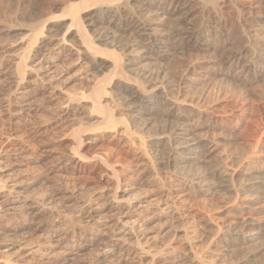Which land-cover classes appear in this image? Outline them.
<instances>
[{"label":"rangeland","instance_id":"1","mask_svg":"<svg viewBox=\"0 0 264 264\" xmlns=\"http://www.w3.org/2000/svg\"><path fill=\"white\" fill-rule=\"evenodd\" d=\"M124 1L0 0V264H264V9L183 0L197 46L85 54L74 16ZM137 82L168 103L135 118Z\"/></svg>","mask_w":264,"mask_h":264},{"label":"bare ground","instance_id":"2","mask_svg":"<svg viewBox=\"0 0 264 264\" xmlns=\"http://www.w3.org/2000/svg\"><path fill=\"white\" fill-rule=\"evenodd\" d=\"M65 1V0H64ZM70 1V0H69ZM158 0H125L124 4L126 6L127 9H130V13H131V17L130 19L127 21V23H123L120 22V11L121 8L124 6L122 3H110L107 5H102L101 7L99 6V9L96 10V12L91 15L89 18L84 19V18H76L74 16L72 23L74 25H78L79 30H78V36L80 39H82V37H84V35L86 37H88V39H84L85 41H81V45L85 48L84 53L85 54H98V47L99 44L97 45L96 42L97 41H111V36H110V32H112L113 29H117L120 36H124V37H129V40L126 39V43L123 44V42L121 43L119 42H115L114 39L112 40V42H114L115 46L118 47H125L128 48V50H133V49H138V48H143L148 50L151 54L154 55H159V54H165V51H167L166 49L168 48V45L170 44V40L171 38L173 39H177L179 41H181L184 45H187L190 47L191 44L193 45H198V40L194 39V31H192L191 29L185 27L183 24L187 21L186 20V15L185 13L182 14L181 12L185 9V7L187 6L188 2H184L183 0H159L160 2L157 3ZM217 1V0H216ZM249 1V0H248ZM251 1V0H250ZM67 2V1H66ZM95 2V1H94ZM120 2V1H119ZM207 2H211L213 3L214 0H206V4ZM252 2L254 4H258L256 5V7L259 8H263L264 9V0H252ZM96 3V2H95ZM70 4V2H69ZM103 4V3H102ZM222 4V3H221ZM226 4V3H225ZM224 4V5H225ZM241 4V3H240ZM213 5V4H212ZM214 5H216L214 3ZM243 5V3H242ZM52 6V5H51ZM18 7V6H17ZM21 7V6H20ZM93 8V7H92ZM153 8V9H152ZM245 8H246V4L244 2V5L239 8L242 10V13L245 12ZM155 9V10H154ZM223 9V8H222ZM238 9V10H239ZM250 10V9H249ZM254 10V9H253ZM80 11V9H79ZM189 12V11H188ZM217 12V11H216ZM241 12V11H240ZM256 12V11H255ZM122 13V12H121ZM124 13V12H123ZM250 13V12H249ZM252 13V11H251ZM189 14V13H188ZM218 14V13H217ZM221 14V13H220ZM227 15V14H226ZM242 15V14H241ZM167 17V18H175V25L172 28V30L170 31V33L168 34V37L166 36H161V35H157L156 33H151V31H156V29L154 28V23H156L158 17ZM176 16V17H175ZM178 16V17H177ZM220 17V15H218ZM119 17V19L117 18ZM125 17V16H124ZM244 17V16H243ZM259 17V18H258ZM263 17V16H262ZM128 18V17H126ZM161 20V19H160ZM158 20V21H160ZM164 20V18H163ZM174 20V19H173ZM258 20V25L260 27V30H264V18H260V16H257ZM172 22V21H171ZM43 23V22H42ZM172 24V23H171ZM186 24V23H185ZM40 25V24H39ZM232 25V24H231ZM72 26V25H71ZM87 26H91V27H95L96 28V37H93L91 39H89V30L87 29ZM190 26V25H189ZM252 26V25H251ZM254 26V25H253ZM252 26V27H253ZM38 27V26H37ZM226 27V26H225ZM0 29H2L4 32L6 33H11L12 30L11 29H5L0 27ZM39 29V28H38ZM197 29V28H196ZM199 29V28H198ZM195 30V29H194ZM40 31V30H39ZM93 31V30H92ZM116 31V32H117ZM215 31V30H214ZM260 31V33H262ZM259 32V31H257ZM256 32V33H257ZM38 33V32H37ZM43 31L41 32V35H43ZM83 33V34H82ZM91 34V33H90ZM95 34V33H94ZM113 34V33H112ZM118 34V35H119ZM165 34V33H164ZM39 35V34H38ZM83 35V36H82ZM118 35H117V39H118ZM199 35V34H198ZM76 36V34H75ZM32 37V36H31ZM77 37V38H78ZM115 39H116V35H115ZM121 39V38H120ZM38 40V39H37ZM36 40V41H37ZM125 40V39H124ZM42 42V41H41ZM103 42V43H105ZM176 42V41H175ZM30 43V42H29ZM38 43V41H37ZM36 43V44H37ZM102 43V42H101ZM110 43V42H109ZM178 43V42H177ZM180 43V42H179ZM43 44V43H42ZM40 44V45H42ZM33 45V40L31 43V46ZM40 45H36L37 47H39ZM106 45V44H104ZM177 45V44H176ZM180 45V44H179ZM111 46V45H110ZM155 46H157V48H155ZM78 47V46H77ZM100 47H102L100 45ZM117 47V49H118ZM186 47V46H185ZM245 47V46H244ZM261 47V46H260ZM263 47V46H262ZM31 48V47H30ZM35 48V47H34ZM48 48V47H47ZM105 48V47H103ZM195 48V47H194ZM169 49V48H168ZM243 48H241L242 50ZM252 49V48H251ZM38 50V49H37ZM126 50V51H128ZM140 50V49H139ZM257 50V49H256ZM124 51V50H123ZM188 51V50H187ZM193 51V50H192ZM259 50H257L258 52ZM262 54L264 49L260 50ZM45 52V51H44ZM108 52V50H107ZM131 52V51H129ZM134 52V51H133ZM190 52V50H189ZM109 53V52H108ZM132 53V52H131ZM167 53V52H166ZM29 54V53H27ZM84 54V55H85ZM130 54V53H129ZM133 54V53H132ZM35 55V54H34ZM37 55V54H36ZM92 55V56H93ZM106 55V54H105ZM244 52L239 51L237 54L235 53L234 57L231 58V61L234 60H239L241 57H243ZM260 55V52H259ZM91 56V57H92ZM165 56V55H164ZM224 56V55H223ZM233 56V55H232ZM95 57V56H94ZM97 57V56H96ZM95 57V58H96ZM29 58V57H28ZM108 58V57H107ZM98 59V58H97ZM115 59V58H114ZM229 59V58H228ZM24 60V59H23ZM118 60V59H117ZM116 60V61H117ZM27 61V58H26ZM93 61V60H92ZM142 61V60H141ZM24 62V61H22ZM97 62V61H96ZM140 62V61H139ZM132 63V62H131ZM141 63V62H140ZM25 64V63H24ZM103 64V63H102ZM235 65V64H234ZM248 65V64H247ZM98 66V65H97ZM110 66V65H109ZM255 66V65H254ZM260 66V65H259ZM24 67V65L22 66V68ZM27 67V66H26ZM222 67V66H221ZM262 67V68H261ZM261 70H264V58L262 60V64L260 66ZM126 70V69H125ZM153 70V69H152ZM250 68L248 69L247 72H249ZM119 72L121 73V71L119 70ZM124 72V69H123ZM258 72V71H257ZM256 72V74H257ZM239 73V72H238ZM246 73V71H245ZM250 73V72H249ZM157 74V72L155 73V70L153 72H149V71H143L141 76H145V80H147V82L149 83H153V80L155 78V75ZM247 74V73H246ZM255 74V72H254ZM263 74V73H262ZM123 75V74H121ZM126 74H124L123 77L126 78L125 76ZM236 75V74H235ZM243 75V73H242ZM128 76V74H127ZM139 76V75H138ZM160 74L158 75V78ZM248 76V75H247ZM246 76V77H247ZM260 76V75H259ZM121 77V76H120ZM131 77V76H129ZM183 77V76H182ZM239 77V76H238ZM257 77V76H256ZM40 78V77H39ZM157 79V78H156ZM120 80H123V78H121ZM125 80V79H124ZM158 80V79H157ZM138 81V80H137ZM145 82V81H144ZM157 82V81H156ZM146 83V82H145ZM155 84V83H154ZM136 87H131V86H127L125 91L130 92V95L126 97V105L128 107L129 110L133 111L135 114V118H141L143 115H149L152 114V111L154 108L157 107H161L164 106L165 104H167V100H163V98H161L160 100H155L153 101V96L150 95V93L148 94V91L146 90V88L144 87V83L141 82H137ZM147 87V86H146ZM152 87V88H151ZM149 88H151L153 90L154 86H151ZM157 87V84H156ZM150 89V90H151ZM149 90V89H148ZM165 91V90H164ZM150 92V91H149ZM154 93V92H153ZM163 93V92H162ZM127 94H125L126 96ZM157 95V94H156ZM161 96V95H160ZM112 97V95H111ZM164 97V96H163ZM122 98V96H121ZM114 101V100H113ZM178 104V103H177ZM154 105V108H151L150 111L147 112V108L149 106ZM175 105V103H174ZM173 105V106H174ZM124 106V105H123ZM163 109V108H162ZM161 109V110H162ZM172 109V107L170 108ZM100 111V110H99ZM157 111V110H156ZM176 111V110H175ZM167 112H169V110H167ZM166 113V112H165ZM162 114V113H161ZM170 115L172 114V111L169 113ZM174 114V113H173ZM133 115V116H134ZM168 115V114H167ZM134 118V117H132ZM180 118V116H179ZM184 118V117H183ZM167 119V118H166ZM151 120V119H150ZM186 120V119H185ZM137 121V120H136ZM144 121V120H143ZM177 122V121H176ZM178 125V123H177ZM171 135V134H170ZM173 137V136H172ZM195 142H197V140H195ZM169 144V143H168ZM182 145V144H181ZM186 145V144H185ZM168 146V145H167ZM200 148V147H199ZM185 149H190V147L187 145ZM192 149V148H191ZM198 151V150H197ZM205 152V150H204ZM203 153V152H202ZM203 155V154H202ZM177 157V156H176ZM171 158V157H169ZM175 158V157H174ZM172 159V158H171ZM164 160V159H163ZM169 163H171V160H168ZM173 161V160H172ZM181 163V162H180ZM194 163V162H193ZM175 164V163H174ZM171 165V164H170ZM177 165V164H176ZM175 166V165H174ZM171 167V166H170ZM182 171V170H181ZM199 174V173H198ZM205 174V173H204ZM191 175V174H190ZM195 175V173H194ZM189 176V175H188ZM193 176V175H192ZM220 176V175H219ZM202 178L203 175L201 176H193L191 177L190 181L195 184L200 185L202 183ZM188 179V178H187ZM197 185V186H198ZM200 187V186H199ZM248 229V228H247ZM254 230V229H253ZM245 231V230H244ZM252 231V229H251ZM231 232V229L230 231ZM238 232V231H237ZM247 232V231H245ZM250 232V231H249ZM236 233V232H235ZM240 233V231L238 232ZM252 233V232H251ZM258 233V232H257ZM232 234V232H231ZM237 234V233H236ZM244 234V232L242 233ZM241 234V235H242ZM248 235V232L246 233ZM240 235V234H239ZM245 235V234H244ZM246 236V235H245ZM244 238V237H243ZM246 239V238H244ZM237 240V239H236ZM117 251V250H115ZM114 250H109L107 251V254H112L115 253ZM118 253V252H117ZM110 257V256H109Z\"/></svg>","mask_w":264,"mask_h":264}]
</instances>
